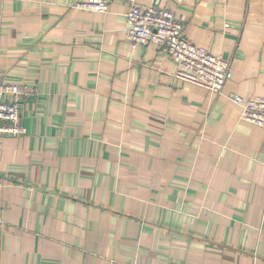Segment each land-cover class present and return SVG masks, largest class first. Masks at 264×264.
I'll list each match as a JSON object with an SVG mask.
<instances>
[{
	"label": "crops",
	"instance_id": "1",
	"mask_svg": "<svg viewBox=\"0 0 264 264\" xmlns=\"http://www.w3.org/2000/svg\"><path fill=\"white\" fill-rule=\"evenodd\" d=\"M0 0V83L36 88L0 133V264H264V0H138L231 61L221 93L133 47L125 2Z\"/></svg>",
	"mask_w": 264,
	"mask_h": 264
},
{
	"label": "built area",
	"instance_id": "2",
	"mask_svg": "<svg viewBox=\"0 0 264 264\" xmlns=\"http://www.w3.org/2000/svg\"><path fill=\"white\" fill-rule=\"evenodd\" d=\"M114 1L129 6L126 37L133 47L154 44L175 62L177 81L198 85L214 93L223 92L233 77L231 61L187 38L183 21L170 7H141L138 0H80L76 7L106 13ZM34 93L35 87L0 83V133L18 137L26 132L22 108L27 97ZM229 97L243 106L242 119L264 127V97L245 100L233 93ZM3 224L0 218V226Z\"/></svg>",
	"mask_w": 264,
	"mask_h": 264
}]
</instances>
